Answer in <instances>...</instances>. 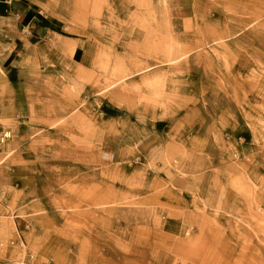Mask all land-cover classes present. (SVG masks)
<instances>
[{
	"label": "rangeland",
	"instance_id": "374dc122",
	"mask_svg": "<svg viewBox=\"0 0 264 264\" xmlns=\"http://www.w3.org/2000/svg\"><path fill=\"white\" fill-rule=\"evenodd\" d=\"M135 1L0 76V264H264V0Z\"/></svg>",
	"mask_w": 264,
	"mask_h": 264
},
{
	"label": "crops",
	"instance_id": "0c3cea01",
	"mask_svg": "<svg viewBox=\"0 0 264 264\" xmlns=\"http://www.w3.org/2000/svg\"><path fill=\"white\" fill-rule=\"evenodd\" d=\"M131 6H137L135 0H0V76L14 100L25 98L16 88L23 73L40 70L45 60L60 64L62 58L77 69H91L85 28L99 23L106 32L108 22L132 21ZM164 126L159 121L155 128L161 132ZM11 149L1 144L0 159Z\"/></svg>",
	"mask_w": 264,
	"mask_h": 264
},
{
	"label": "built area",
	"instance_id": "2783aa9c",
	"mask_svg": "<svg viewBox=\"0 0 264 264\" xmlns=\"http://www.w3.org/2000/svg\"><path fill=\"white\" fill-rule=\"evenodd\" d=\"M8 138L5 132H0V142H4V140ZM12 245L17 246L21 251L24 250V248L26 247V243L22 237V235L17 232L16 237L14 239H12L11 241ZM29 259L33 260L34 259V255L31 253L29 254ZM22 264H29V263H25L24 261L21 262Z\"/></svg>",
	"mask_w": 264,
	"mask_h": 264
}]
</instances>
